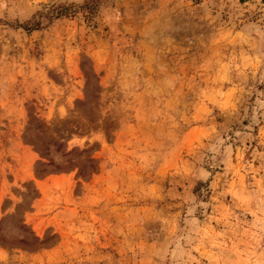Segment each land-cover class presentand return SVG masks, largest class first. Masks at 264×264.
Segmentation results:
<instances>
[{
	"label": "rangeland",
	"instance_id": "374dc122",
	"mask_svg": "<svg viewBox=\"0 0 264 264\" xmlns=\"http://www.w3.org/2000/svg\"><path fill=\"white\" fill-rule=\"evenodd\" d=\"M82 1L0 0V264H264V0Z\"/></svg>",
	"mask_w": 264,
	"mask_h": 264
},
{
	"label": "trees",
	"instance_id": "16d2710c",
	"mask_svg": "<svg viewBox=\"0 0 264 264\" xmlns=\"http://www.w3.org/2000/svg\"><path fill=\"white\" fill-rule=\"evenodd\" d=\"M107 0H83L80 4L67 2L54 3L43 6L35 11L28 19L23 22L15 21L12 27L21 28L27 33L43 30L50 27L55 21L66 18L76 17L81 14V18L87 26H94L95 18L98 16L99 8Z\"/></svg>",
	"mask_w": 264,
	"mask_h": 264
}]
</instances>
